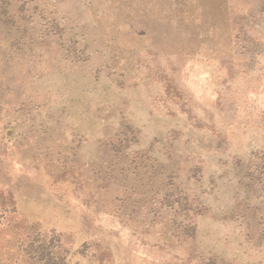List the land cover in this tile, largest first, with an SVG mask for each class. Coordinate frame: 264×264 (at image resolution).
<instances>
[{
    "label": "rangeland",
    "instance_id": "374dc122",
    "mask_svg": "<svg viewBox=\"0 0 264 264\" xmlns=\"http://www.w3.org/2000/svg\"><path fill=\"white\" fill-rule=\"evenodd\" d=\"M0 264H264V0H0Z\"/></svg>",
    "mask_w": 264,
    "mask_h": 264
}]
</instances>
